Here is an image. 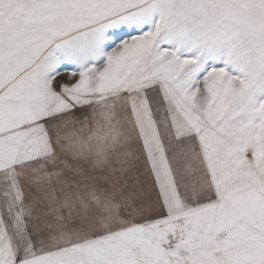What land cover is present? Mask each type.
<instances>
[{
	"label": "snow or ice",
	"instance_id": "snow-or-ice-1",
	"mask_svg": "<svg viewBox=\"0 0 264 264\" xmlns=\"http://www.w3.org/2000/svg\"><path fill=\"white\" fill-rule=\"evenodd\" d=\"M0 264H264V0H0Z\"/></svg>",
	"mask_w": 264,
	"mask_h": 264
}]
</instances>
